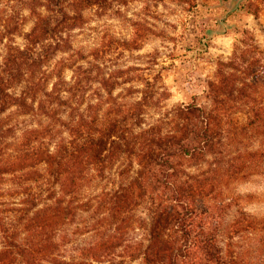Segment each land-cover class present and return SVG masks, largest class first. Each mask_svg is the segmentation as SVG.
<instances>
[{
  "label": "trees",
  "instance_id": "1",
  "mask_svg": "<svg viewBox=\"0 0 264 264\" xmlns=\"http://www.w3.org/2000/svg\"><path fill=\"white\" fill-rule=\"evenodd\" d=\"M115 2L0 0V264H264L238 191L264 177V49L243 29L207 103L167 106L160 71L109 63L137 33L74 46Z\"/></svg>",
  "mask_w": 264,
  "mask_h": 264
},
{
  "label": "rangeland",
  "instance_id": "2",
  "mask_svg": "<svg viewBox=\"0 0 264 264\" xmlns=\"http://www.w3.org/2000/svg\"><path fill=\"white\" fill-rule=\"evenodd\" d=\"M234 3V0L115 2L113 8L104 10L101 16L90 13L93 20L84 29L76 31L73 44L76 48H89L108 34L123 37L137 33L136 36L143 38V47L124 52L118 59L119 55L114 54L109 63L112 62L114 66L150 67L146 73L160 71L163 83L170 91V97L164 101L167 106L192 100L206 104L208 80L214 77L217 62L231 55L235 41L242 37L243 29H247L264 49V0H243L240 9L226 18L227 26L231 27L224 33L220 32L223 26L219 19ZM17 41L21 43L22 39L18 38ZM65 75L69 78L71 71L67 70ZM238 191L254 195L245 202L247 210L264 214V177L242 183ZM8 199L16 201L17 198L10 196ZM123 227L121 231L128 240L141 234L132 225L125 224ZM92 237L90 232L83 230L72 245L77 247ZM101 264L110 263L106 261Z\"/></svg>",
  "mask_w": 264,
  "mask_h": 264
},
{
  "label": "water",
  "instance_id": "3",
  "mask_svg": "<svg viewBox=\"0 0 264 264\" xmlns=\"http://www.w3.org/2000/svg\"><path fill=\"white\" fill-rule=\"evenodd\" d=\"M242 1H243V0H234L235 3H234V5H233V7H232L231 9H229V10L224 14V16L221 17V18L219 19V23L223 26V30L220 31L221 33L226 32L227 29H228V27H231V26H227V24H226V18L229 16L230 13H232V12L237 11V10L240 9V4H241ZM218 32H219V31H218Z\"/></svg>",
  "mask_w": 264,
  "mask_h": 264
}]
</instances>
